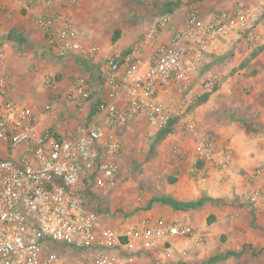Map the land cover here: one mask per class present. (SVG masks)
Masks as SVG:
<instances>
[{
    "label": "built area",
    "instance_id": "built-area-1",
    "mask_svg": "<svg viewBox=\"0 0 264 264\" xmlns=\"http://www.w3.org/2000/svg\"><path fill=\"white\" fill-rule=\"evenodd\" d=\"M15 2L51 8L56 0ZM0 9L12 15L2 3ZM31 20L55 43L60 56L78 53L95 60L101 52L99 45L80 41L66 16L34 11ZM173 20L166 13L145 32L144 40L154 43L146 54L142 41L127 51L116 47L98 58V78L106 92L99 100L97 118L78 123L63 135L41 127L38 116L10 94L0 49V264H140L138 250L153 255L154 264H164L160 253L169 251V237L184 238L185 254L193 245L206 244L204 230L164 219L143 217L112 227L93 207L98 191L107 194L118 180L121 133L133 121H145L152 136L178 118L172 133L179 127L194 142L200 159L221 173L232 162V148L212 130L201 129L196 118L199 100L215 92L219 77L210 75L199 87L195 79L221 38L238 35L250 49L264 43L263 10L239 0L229 9L205 16L192 6L186 26L163 40ZM58 84L55 75L44 79L48 89ZM171 89L180 101L161 97L162 91ZM93 91L89 78L81 75L65 99L83 108ZM255 175L264 178V169H257ZM61 243L73 250V257L61 252Z\"/></svg>",
    "mask_w": 264,
    "mask_h": 264
},
{
    "label": "crops",
    "instance_id": "crops-1",
    "mask_svg": "<svg viewBox=\"0 0 264 264\" xmlns=\"http://www.w3.org/2000/svg\"><path fill=\"white\" fill-rule=\"evenodd\" d=\"M236 1L56 0L51 8H34L0 0L12 9L11 16L0 9V49L5 55L1 70L9 75L10 94L38 116L40 126L63 135L68 128L97 118L95 102L106 92L98 78V58L116 47L127 51L142 41L146 54L154 43L145 41L144 34L166 13L174 20L163 40L186 26L190 7L207 16L231 8ZM243 1L263 10L264 19V0ZM102 5L108 7L106 16L93 21ZM34 11L70 18L83 44L101 47L97 59L78 53L60 56L55 43L33 24ZM116 30L118 36L113 40ZM253 50L238 35L221 38L206 55L195 79L199 87L204 78L219 77L215 92L203 94L199 100L196 118L201 129L212 130L221 143L232 148L231 164L221 173L204 162L194 142L178 127L167 139L179 151L174 149L176 156L171 160L172 182L158 187L161 192L152 195L139 208L138 216H133L134 220L164 219L205 231L206 244L193 245L186 254L184 238L169 237V251L160 253L164 264H264V192L254 194L264 189V178L255 175L257 169H264V47ZM49 74L59 81L54 89L44 86ZM81 75L89 78L93 93L97 92L83 108H77L66 101L65 93ZM161 97L181 100L173 89L162 91ZM138 251L140 264H154L153 255Z\"/></svg>",
    "mask_w": 264,
    "mask_h": 264
},
{
    "label": "rangeland",
    "instance_id": "rangeland-1",
    "mask_svg": "<svg viewBox=\"0 0 264 264\" xmlns=\"http://www.w3.org/2000/svg\"><path fill=\"white\" fill-rule=\"evenodd\" d=\"M99 12L96 13L97 17H93V21H101L106 16L108 7L102 5ZM96 92L93 93L94 96ZM176 126L174 124L171 133ZM147 127L145 121H133L126 126L121 133V171L118 180L107 194L100 190L95 196L93 207L100 215H104V222L112 227L134 220L140 212L139 208L161 192L158 187L172 182L170 165L176 156L175 148L167 142L169 135L153 147L156 134L149 135ZM59 246L64 255L69 253L71 257L74 256L69 246L62 243Z\"/></svg>",
    "mask_w": 264,
    "mask_h": 264
},
{
    "label": "trees",
    "instance_id": "trees-1",
    "mask_svg": "<svg viewBox=\"0 0 264 264\" xmlns=\"http://www.w3.org/2000/svg\"><path fill=\"white\" fill-rule=\"evenodd\" d=\"M118 36V30H116L114 32V35H113V40H115ZM264 46H257L256 48H254L253 52H257L259 50H261ZM100 100V99H99ZM99 100H97L95 102L96 106L98 107V103H99ZM94 112H98V108H95ZM178 118H173L169 121V123L161 128L155 135V140L153 142V147L157 146L158 144H160L161 142H163V140L171 133L172 131V127L174 126V124H177L178 123Z\"/></svg>",
    "mask_w": 264,
    "mask_h": 264
}]
</instances>
